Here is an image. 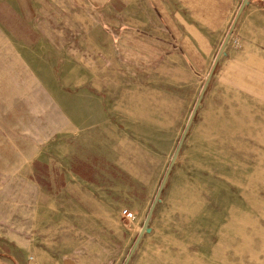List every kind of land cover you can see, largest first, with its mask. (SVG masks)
<instances>
[{"label":"rangeland","instance_id":"1","mask_svg":"<svg viewBox=\"0 0 264 264\" xmlns=\"http://www.w3.org/2000/svg\"><path fill=\"white\" fill-rule=\"evenodd\" d=\"M244 1L0 0V254L125 264L189 126L128 264H264V0Z\"/></svg>","mask_w":264,"mask_h":264},{"label":"water","instance_id":"2","mask_svg":"<svg viewBox=\"0 0 264 264\" xmlns=\"http://www.w3.org/2000/svg\"><path fill=\"white\" fill-rule=\"evenodd\" d=\"M247 2H248V0H245V1H244L243 7H242V9H241V11H240L239 14H241V12H242L243 8L245 7V5L247 4ZM217 63H218V60L216 61L215 65H214V67H213V69H212V71H211V74H210V76H209V79H210L211 76L213 75L214 70H215V68H216V66H217ZM207 84H208V83H207ZM206 87H207V85H206ZM202 94H203V93H202ZM199 102H200V101H199ZM188 130H189V126L186 128V130H185V132H184V135H183V137H182V139H181V141H180V143H179V145H178V148H177V150H176V153H175V155H174L173 161H172V163H171V165H170V167H169V170H168V172H167V174H166V176H165V178H164V181H163L162 186H161V188H160V190H159V192H158V195H157V197H156V199H155V201H154V203H153V205H152V208H151V210H150V212H149V214H148V217H147V219H146V221H145V223H144V226H143V228H142V231H141V233H140V235H139V237H138V239H137V241H136V243H135V245H134V247H133V249H132V251H131V253H130V256H129L128 259L126 260V263H125V264H128L129 261L131 260L132 255L134 254V252H135L137 246L139 245V243H140L142 237L144 236L145 232H146L147 229H148V226H149L150 220H151V218H152V215H153V212H154V210H155V207H156V205H157V203H158V201H159V198H160V195H161L162 190H163V188H164L165 182L167 181V178H168V176H169V174H170V171H171V169H172V167H173V165H174V163H175V161H176V159H177V156H178V154H179V152H180V149H181V147H182V145H183V142H184L185 136H186L187 133H188Z\"/></svg>","mask_w":264,"mask_h":264},{"label":"crops","instance_id":"3","mask_svg":"<svg viewBox=\"0 0 264 264\" xmlns=\"http://www.w3.org/2000/svg\"><path fill=\"white\" fill-rule=\"evenodd\" d=\"M37 256L41 262V264H79L77 262L71 261L68 259L67 261H61L54 259L49 256V254L43 249L37 250ZM22 263V254L19 253L18 257L12 254H0V264H21Z\"/></svg>","mask_w":264,"mask_h":264},{"label":"built area","instance_id":"4","mask_svg":"<svg viewBox=\"0 0 264 264\" xmlns=\"http://www.w3.org/2000/svg\"><path fill=\"white\" fill-rule=\"evenodd\" d=\"M123 215H124L127 219L134 218V214H133L129 209H125V210H123Z\"/></svg>","mask_w":264,"mask_h":264}]
</instances>
